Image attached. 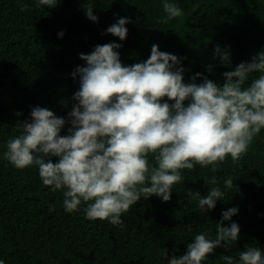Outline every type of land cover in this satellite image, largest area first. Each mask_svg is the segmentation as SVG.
Listing matches in <instances>:
<instances>
[{
    "label": "trees",
    "instance_id": "trees-1",
    "mask_svg": "<svg viewBox=\"0 0 264 264\" xmlns=\"http://www.w3.org/2000/svg\"><path fill=\"white\" fill-rule=\"evenodd\" d=\"M164 2L59 0L55 7H37L38 0H0V260L4 264H167L173 255L187 252L195 235L208 233L214 239L222 212L232 207L239 209L238 214L225 225L237 222L239 239L227 250L217 247L202 264H226L224 255L232 256L235 264L248 247L264 254V129L238 162L229 156L216 172L211 166L183 170L170 201L155 195L141 198L122 214L119 227L86 219L83 203L79 211L66 212L63 190L53 192L44 186L38 166L17 169L4 159L8 140L21 134L22 122L31 120L36 106L63 117L61 135L68 134V113L80 88L79 76L72 73L86 66L80 53H91L96 45L120 43L116 51L122 64L130 66L146 61L157 44L180 58L185 83L202 73L223 84L224 72L264 52V0H167L182 9V15L167 24ZM89 5L98 22L86 16ZM121 17L130 20L123 41L106 33ZM217 46L230 53V64L221 63ZM194 82L202 83L203 77ZM154 163L150 157L149 164ZM212 176L225 196L215 209L201 213L197 201L186 193L190 189L206 195L205 179ZM228 178L233 180L231 189L224 185Z\"/></svg>",
    "mask_w": 264,
    "mask_h": 264
},
{
    "label": "clouds",
    "instance_id": "clouds-1",
    "mask_svg": "<svg viewBox=\"0 0 264 264\" xmlns=\"http://www.w3.org/2000/svg\"><path fill=\"white\" fill-rule=\"evenodd\" d=\"M58 3L38 0L37 7ZM163 9L165 24L182 15V9L167 0ZM86 16L98 22L91 5ZM129 22L121 17L106 33L126 40ZM121 47L110 42L96 45L91 53H80L86 66H78L72 73L74 78L79 76L80 88L68 113L67 135H61L66 124L63 117L36 106L31 120L22 122L21 134L8 140L4 153V159L17 169L38 166L44 186L53 192L63 190L66 212L79 211L83 203L86 219L108 221L117 227L123 223L122 214L141 198L155 195L170 201L183 170L211 166L216 172L229 156L233 163L238 162L264 129V52L224 72L223 84L202 73L191 77L192 83H185V69L178 67L180 58L161 51L159 45H152L146 61L130 66L120 60L116 49ZM215 52L221 63H231L229 52H222L219 46ZM197 77H203V82L195 83ZM150 157L154 165L149 164ZM205 183L209 186L206 195L190 189L186 193L197 201L201 213L215 209L225 196L215 176ZM224 185L231 189L233 180L226 179ZM238 211L237 207L223 211L214 239L208 233L195 235L187 252L173 255L167 264H202L217 247L227 250L239 239L240 225H225V221H231ZM221 259L234 264L232 256ZM235 264H264V254L248 247Z\"/></svg>",
    "mask_w": 264,
    "mask_h": 264
}]
</instances>
